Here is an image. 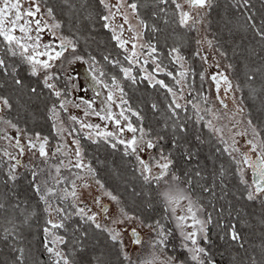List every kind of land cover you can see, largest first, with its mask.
<instances>
[{
  "label": "snow or ice",
  "instance_id": "6c2138e0",
  "mask_svg": "<svg viewBox=\"0 0 264 264\" xmlns=\"http://www.w3.org/2000/svg\"><path fill=\"white\" fill-rule=\"evenodd\" d=\"M62 3L58 15L49 0H0V90L8 89L0 94L4 264H216L212 229L243 251L239 264H264V243L258 261L237 230L243 207L233 203L264 208V125L235 95L242 90L225 62L237 17L264 50V16L257 19L251 0H229L233 16L225 11L213 31L216 0ZM169 28L181 30L179 39L161 43ZM92 44L104 49L99 58ZM77 63L88 65L94 92L79 103L69 73ZM141 84L159 96L149 105L156 127H146L130 103L126 89ZM261 92L264 85L249 98ZM37 101L46 133L27 126ZM101 146L110 161L96 154ZM37 217L38 248L29 238ZM90 233L104 242L94 240L85 260Z\"/></svg>",
  "mask_w": 264,
  "mask_h": 264
},
{
  "label": "trees",
  "instance_id": "16d2710c",
  "mask_svg": "<svg viewBox=\"0 0 264 264\" xmlns=\"http://www.w3.org/2000/svg\"><path fill=\"white\" fill-rule=\"evenodd\" d=\"M217 7L212 10L210 20L212 23V30L216 31L218 27V22L220 17L227 11L229 17L233 16V10L229 0H216ZM49 6L53 7L58 15L62 14L63 3L62 0H49ZM252 10L256 13L257 19L264 16V1L263 0H251ZM63 18V17H62ZM236 27L239 29V34L235 37V43L229 41V46L226 47L228 52V62L233 63L235 71L232 73V77L240 85L242 91H240L241 96L244 98V104L251 110V117L254 123L264 125V92H261L259 97L253 101L249 98L250 89L256 88L260 89L264 85V50H261L260 46L250 39V33H245L243 27L244 21L243 17L234 18ZM161 28H165L163 23L160 24ZM181 35V30L176 29L175 35L172 34L171 28H169L161 36V43H163L164 36H168V43L172 44L174 41L178 40ZM241 36H248V39H244L241 42ZM97 39L103 44L107 39V33L100 31L97 35ZM238 45V46H237ZM235 48V53L233 49ZM253 49L255 51H253ZM92 51L94 55L99 58L100 52L104 49H97L95 44H92ZM257 70H259L257 72ZM257 73L255 81L249 82L247 80V75L249 73ZM23 75V72H22ZM130 103L133 108H140L141 115L144 117L145 126L156 127L158 124L157 115L154 114L150 108V103L154 100H158L159 96L153 92L151 89L147 88L146 85L141 84L138 88H128ZM0 94H8V89L5 88L0 90ZM43 103L37 101L34 105L35 115H29L28 127L36 131H48V125L42 120L43 116ZM23 116V113H22ZM135 121V118H133ZM23 124V122H22ZM207 136V132H205ZM88 150L90 152H95L94 146H89ZM208 146L205 145L203 152L207 153ZM100 160L112 159L111 153L104 146H101L98 153H96ZM117 161L119 157H116ZM179 166V163H178ZM102 175H106V172L102 171ZM23 188L26 181L21 180L19 182ZM222 203V202H221ZM233 203L237 206L243 207V212L241 216V221L237 222V230L241 232V235L245 238V247L249 249L250 254L255 255L256 259L260 261L262 259L260 255V245L264 243V208H262L258 203H248L243 200L235 201ZM38 221V222H37ZM37 221H33V227L31 229L33 236L29 238L32 240L34 247L40 246V235L39 227L43 224L42 217H37ZM217 230H211V237L213 240V245L211 247V252L216 264H239V258L243 255V251L239 249L238 245H234L231 242L225 240H220L217 236ZM35 237V238H33ZM99 239L101 244H103L104 239L98 234H91L89 240L85 243L88 244V251L83 254V259L87 260L92 254V243L94 240ZM255 248V252L252 249ZM236 258V259H234ZM245 259V264H247V258ZM9 260L8 249L4 244H0V264H4L5 261Z\"/></svg>",
  "mask_w": 264,
  "mask_h": 264
},
{
  "label": "rangeland",
  "instance_id": "374dc122",
  "mask_svg": "<svg viewBox=\"0 0 264 264\" xmlns=\"http://www.w3.org/2000/svg\"><path fill=\"white\" fill-rule=\"evenodd\" d=\"M87 70L88 65L86 63H77L69 68V73L72 76V79L74 80L75 84L77 85V91L72 96V99L76 100L77 103H79V97H83L84 99H91L94 96V92L92 90L91 77ZM234 83H237L235 79ZM81 87L85 89V91H80ZM100 90L104 92L103 89ZM235 95L238 98L241 97L240 91L236 92ZM101 99H103V96L96 98L97 105H99ZM226 103H228L230 108L233 106L231 100H227ZM93 122L99 121L93 118Z\"/></svg>",
  "mask_w": 264,
  "mask_h": 264
},
{
  "label": "flooded vegetation",
  "instance_id": "af4514ba",
  "mask_svg": "<svg viewBox=\"0 0 264 264\" xmlns=\"http://www.w3.org/2000/svg\"><path fill=\"white\" fill-rule=\"evenodd\" d=\"M264 1V0H263Z\"/></svg>",
  "mask_w": 264,
  "mask_h": 264
}]
</instances>
